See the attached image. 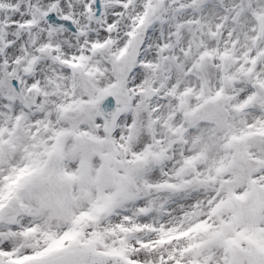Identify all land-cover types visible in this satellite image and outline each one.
Listing matches in <instances>:
<instances>
[{"label":"snow or ice","instance_id":"6c2138e0","mask_svg":"<svg viewBox=\"0 0 264 264\" xmlns=\"http://www.w3.org/2000/svg\"><path fill=\"white\" fill-rule=\"evenodd\" d=\"M0 264H264V0H0Z\"/></svg>","mask_w":264,"mask_h":264}]
</instances>
